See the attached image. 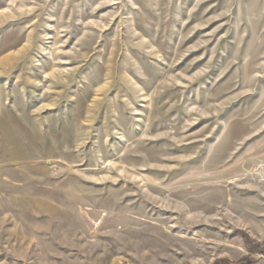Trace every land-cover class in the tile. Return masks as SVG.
<instances>
[{
    "label": "rangeland",
    "instance_id": "rangeland-1",
    "mask_svg": "<svg viewBox=\"0 0 264 264\" xmlns=\"http://www.w3.org/2000/svg\"><path fill=\"white\" fill-rule=\"evenodd\" d=\"M0 264H264V0H0Z\"/></svg>",
    "mask_w": 264,
    "mask_h": 264
}]
</instances>
